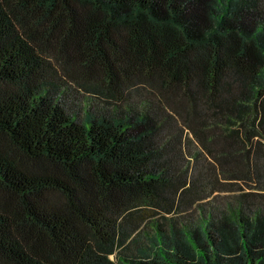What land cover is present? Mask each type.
Wrapping results in <instances>:
<instances>
[{
	"label": "trees",
	"instance_id": "1",
	"mask_svg": "<svg viewBox=\"0 0 264 264\" xmlns=\"http://www.w3.org/2000/svg\"><path fill=\"white\" fill-rule=\"evenodd\" d=\"M100 74L168 106L80 118L67 77ZM173 117L199 216L158 170ZM0 264H264V0H0Z\"/></svg>",
	"mask_w": 264,
	"mask_h": 264
},
{
	"label": "rangeland",
	"instance_id": "2",
	"mask_svg": "<svg viewBox=\"0 0 264 264\" xmlns=\"http://www.w3.org/2000/svg\"><path fill=\"white\" fill-rule=\"evenodd\" d=\"M142 85L139 83L138 87L134 85L127 89L123 100H120L117 98V92L109 87L101 74L97 77H67V85L61 98L65 106L71 112H76L80 118L86 115L88 109L95 114L110 116L116 112L121 113L122 108L127 111L129 105L135 109L148 107L155 112L159 111L160 107L168 106L158 89L150 87L152 91L149 92L146 90L147 87ZM118 104H122V107H118ZM166 121L161 134L163 135L161 145L167 146L164 152L165 163L158 170L165 169L172 176L183 175L192 182L196 179V187L191 192L195 200L191 206L187 205L185 212L199 216L204 208V145L190 133L184 123L178 122L176 117ZM221 194L214 195L207 204L221 205L232 198V195H226L225 192Z\"/></svg>",
	"mask_w": 264,
	"mask_h": 264
}]
</instances>
